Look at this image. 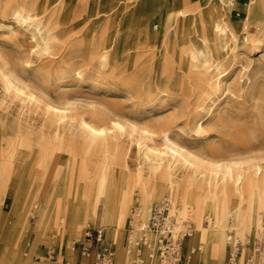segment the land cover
<instances>
[{"label":"bare ground","instance_id":"6f19581e","mask_svg":"<svg viewBox=\"0 0 264 264\" xmlns=\"http://www.w3.org/2000/svg\"><path fill=\"white\" fill-rule=\"evenodd\" d=\"M164 1L169 7L161 10L159 23L148 22L145 18L149 17H139L153 9L157 0H141L137 8L128 12L131 16L127 26L115 23L116 14L112 13L102 26L99 43L95 44V47L92 46V49H96L94 53L97 60L104 62L111 59L112 67L115 68L119 50L110 49L116 41L118 45L124 42L128 34L127 27L134 33L135 39L143 42L159 39L165 49H171L170 39L184 40L187 26L184 17L188 14L191 17V31L194 37L187 42L185 49L189 50L191 57H196V52L201 53V50L195 52L192 49L211 48L206 42L209 34H213V39L219 41L222 47L235 48L236 34L230 28L231 21L227 16L234 0H205L194 3L187 0ZM250 1L246 6L247 16L242 18L243 26L246 25L248 16L253 15L257 19V33H264V0ZM111 6L115 4H109V8ZM171 6L179 8L178 11L183 17L174 20L175 16L169 14ZM64 8V0H0V17L12 19L27 29L30 39L33 40L31 48L42 49L48 53L50 49L60 47L59 42L65 30L62 20ZM101 18L105 17L98 15L92 24ZM247 33L250 42L261 40L257 33L251 31ZM195 44H198L197 48H192ZM173 56H180V53L172 49L171 57ZM171 57L165 56L163 61L166 77L171 76L172 73ZM191 72L198 81L206 82L208 85L206 93L213 94L212 98H208L210 103L206 109L203 112L195 111L189 121L193 123L191 129L196 134L208 126L221 136V141L217 145L206 148L209 154L207 156L192 151L174 140V135L177 134L175 127L178 126V117L174 114L157 118L149 115L137 124L124 121L122 108L116 103L103 109L91 103L83 105L69 99L65 92L60 90L54 95L56 97L54 102L47 87L42 88L41 93H36L16 77L14 69L7 61L0 62V75L4 81V88L12 91L13 97L25 108L41 109L44 120L52 128L55 146L61 147L65 144L66 150L74 153L76 150L74 143L80 140L85 149H95L104 156L100 164L95 163L92 168H89L85 161H81L78 167H71L67 171L69 180L66 185L67 176L63 171L52 167L51 163L53 165L54 163L48 151L43 150L44 153L41 152L39 159L45 161V158L49 160L51 158L50 165L45 166L38 162L37 167L24 164L16 154L2 153L1 182L12 181L14 192L17 193L24 188V186L21 188V180L29 181L25 186L24 192H26H23L24 197L20 196L22 199L16 204L20 210L18 220L25 223V213L33 210L38 216L37 228L43 231L50 228L62 234L65 229L75 233L83 228L87 217L98 216L101 224L109 227L112 239L118 244L115 264H123L125 255L127 256L131 251L127 243L125 245L120 240L121 228L130 202L129 196L131 194L139 196L135 213L141 220L129 221L134 228L129 238L135 241L140 236L141 224L148 218L151 206L156 202L152 200L167 197L171 201L169 209L171 216L184 217L191 214L194 219L193 237L200 240L201 245L188 252L189 256L198 247L201 249L198 250V257L203 263L206 262L201 252L202 247L207 245L205 256H210L216 264H222L225 242L228 241L231 243L229 246L231 251H237L238 256L241 257L243 248L237 245V237L231 239L233 235L230 234V230L242 235L247 231L254 233L259 227L262 228V234L257 240L261 244L259 247L255 239L253 249L259 247L261 252L264 249L262 241L264 224L260 223L261 216L264 215V111L258 109L260 106L258 102L253 103V111L247 113L235 110L234 105L228 101L220 107L222 91L218 90L221 89L222 70L210 73L204 66ZM248 92L253 94L256 92V87L250 86ZM207 114L208 118L203 122L202 118ZM157 136L159 141L156 139ZM124 138L137 145L144 163L147 164L148 173L142 172V168L139 167L134 173H127L117 187L111 181V165L124 166L125 152L122 140ZM16 160L23 163L19 170L9 167V162L14 161L16 164ZM178 164L182 166L180 175L176 174ZM57 177L62 180L61 184L56 185L57 181H52ZM75 177L83 182L72 186L70 182ZM64 195H70L71 200L69 201ZM51 212L55 213L54 217ZM57 214L65 217V224L62 222L64 219L59 222ZM202 216L208 221L207 226H202ZM229 217L232 218L231 224L227 221ZM157 237V232L149 231L148 244L155 243ZM260 252L253 251L255 255ZM262 261L264 262V254Z\"/></svg>","mask_w":264,"mask_h":264},{"label":"rangeland","instance_id":"374dc122","mask_svg":"<svg viewBox=\"0 0 264 264\" xmlns=\"http://www.w3.org/2000/svg\"><path fill=\"white\" fill-rule=\"evenodd\" d=\"M187 1L194 3L205 0ZM140 2L141 0H64L62 20L65 30L59 42L60 47L50 49L48 53L42 49L31 48L33 40L30 39L27 29L12 19L0 17V62L7 61L14 69L16 77L36 93H41L42 88L47 87L54 102L56 101L54 95H57L60 90L65 92L69 99L83 105L91 103L103 109L116 103L122 108V119L137 124L149 115L157 118L174 114L178 117V126L175 127L177 134L174 135V140L192 151H198L207 156L209 154L206 148L217 145L221 141V136L208 126H205L199 134L191 129L193 123L189 121L192 114L195 111L203 112L210 103L208 98L213 97L212 93H206L208 89L206 82L198 81L191 71L204 66L210 73L222 70L221 89L218 90L222 91L220 107L228 101L234 105L235 110L247 113L253 111V103L258 102L260 105L258 109L264 111V33H257L255 16H248L245 26L242 22V18L247 16L246 6L251 1L234 0L229 8L227 16L231 21L230 28L236 34L234 49L229 46L222 47L219 41L213 39V34H209L206 42L211 45V48L192 49L195 52L201 50V53L196 52L197 56L191 57L189 50L185 49L187 42L194 37L191 31V17L188 14L184 17L187 24L184 40L170 39L171 49H165L163 42L159 39L147 42L135 39L134 33L127 27L128 34L124 42L118 45L116 41L110 49L119 50L118 62L117 65L115 64L117 68L113 69L111 59L99 62L94 53L96 49H92V46L95 47V44L99 43L103 24L112 13H115V23L127 26L131 16L128 12L137 8ZM111 3L115 6L109 8ZM153 7L139 17H149L145 18L148 22L159 23L158 17L161 15V10L167 9L168 3L164 0H157ZM178 10L179 8L171 6L169 14L175 16L174 20L183 17ZM98 15L105 18L92 24ZM249 31L257 33L261 40L250 42L249 33H247ZM197 38L200 41V38ZM197 46L198 44H195L192 48H197ZM172 49L180 53V56L171 57ZM165 56L172 58V73L169 77H166L163 70ZM250 86L256 87V92L253 94L248 92ZM4 87V81L0 75V162L2 153L16 154L21 162L24 161V164L36 167L39 163L48 166L53 160L52 167L63 171L65 176L68 175L67 171L71 167H78L81 161H85L89 168L94 167L95 163L100 164L104 157L103 154L95 149H85L80 140L74 143L76 146L74 153H69L65 144L61 147L55 146L52 128L44 120L41 109L25 108L13 97L12 91ZM207 118L208 114L202 118V121L204 122ZM158 138L157 136V141H159ZM122 140L125 152L124 166L111 165V181L117 187L127 173H134L139 167L142 168V172L148 173L147 164L144 163L137 145L128 139ZM221 145L224 146V144ZM201 146L204 148L200 149ZM43 150L48 151L52 160L50 157V160L45 158V161L39 159L41 152L44 153ZM19 160H16V164L19 165L10 161L9 167L19 170L23 165L18 162ZM181 167L180 164L176 166L177 175L181 174ZM55 180L56 185L62 183L58 177L52 181ZM68 180L65 181L66 185H68ZM81 182L83 180L75 177L70 183L76 186ZM27 183L29 181L22 179L20 184L21 188L22 186L24 188L16 193L12 181L1 182L0 180V264H88L91 260H88L82 252V247L88 245V241H85V234L96 226L104 228L107 240L113 245L115 253L112 264H115L118 244L112 239L109 227L103 226L98 216L87 217L83 228L75 233L65 229L62 234L50 228L45 231L37 228L38 216L33 210L25 213V223L18 220L20 210L16 204L22 199L20 196H23ZM64 196L69 201L71 200L70 195ZM129 199L127 215L121 228L123 234L121 233L120 237L125 245L128 238L127 231L130 229L129 221L141 220L135 213L139 196L131 194ZM154 201L158 199L152 200ZM51 215L54 217L55 213L51 212ZM57 216L59 222L64 219L62 222L66 223L65 217L61 214ZM187 216L191 227L190 235L185 239L184 246L189 256L188 252H191L197 245H201V241L193 237L194 219L191 214ZM227 221L231 224L232 218L229 217ZM201 223L202 226L208 225L205 216L201 217ZM260 223L264 224V215L261 216ZM133 229L132 227L131 231H134ZM261 231L262 228L259 227L254 233L247 231L242 235L239 233L236 235L233 230H230V234L233 235L231 239L237 237V245L243 248L242 258L239 255L240 264H264L262 261L264 249L258 255L253 253L254 240L261 238ZM72 241L74 243L71 244V248L69 243ZM262 241L264 242V237ZM153 245L154 243L147 244L140 250L135 244L131 246L127 244L132 252H129V257L125 255L123 264H128L136 255V251L147 257ZM225 245L222 264H227L231 243L226 241ZM206 247L207 245L202 247L201 252L206 261L204 264H216L210 256H205ZM151 262L154 263V259Z\"/></svg>","mask_w":264,"mask_h":264},{"label":"built area","instance_id":"2783aa9c","mask_svg":"<svg viewBox=\"0 0 264 264\" xmlns=\"http://www.w3.org/2000/svg\"><path fill=\"white\" fill-rule=\"evenodd\" d=\"M171 201L167 197H162L151 206L148 218L140 226V236L137 241L129 238L132 236L131 222L129 223L127 244L132 245L135 242L138 249L148 244L147 233L155 231L158 237L152 246L153 249L144 257L139 251L128 262V264H204L201 258L195 257L200 248L192 252L190 256L186 253L184 241L190 233V221L188 217H175L169 214ZM85 241L88 245L82 247V252L91 260L88 264H112L114 259V249L104 228L100 226L93 227L85 234ZM74 241L69 243L72 245ZM256 244L260 247V241ZM149 245V244H148ZM259 247L253 249L254 252H260ZM229 249L227 264H240L237 251ZM154 259V263L151 260Z\"/></svg>","mask_w":264,"mask_h":264},{"label":"crops","instance_id":"0c3cea01","mask_svg":"<svg viewBox=\"0 0 264 264\" xmlns=\"http://www.w3.org/2000/svg\"><path fill=\"white\" fill-rule=\"evenodd\" d=\"M195 257H198V254H197V255H195ZM198 258H200V257H198Z\"/></svg>","mask_w":264,"mask_h":264}]
</instances>
